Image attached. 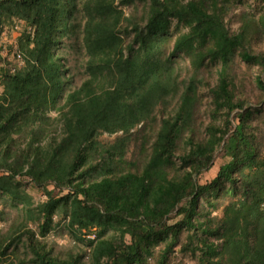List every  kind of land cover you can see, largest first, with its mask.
Listing matches in <instances>:
<instances>
[{"label": "trees", "instance_id": "trees-1", "mask_svg": "<svg viewBox=\"0 0 264 264\" xmlns=\"http://www.w3.org/2000/svg\"><path fill=\"white\" fill-rule=\"evenodd\" d=\"M225 1L0 0V34L19 29L16 46L0 44V204L36 225L38 236L23 233L30 262L83 264L41 240L58 218L83 236L88 264H167L175 248L197 264H264V144L233 71L236 56L256 66L264 91V52L249 45L264 15L245 14L230 32ZM172 19L187 30H171ZM217 63L203 99L204 70ZM218 150L222 163L201 183ZM17 177L46 199L33 204ZM11 246L12 237L0 264H23L1 259Z\"/></svg>", "mask_w": 264, "mask_h": 264}, {"label": "rangeland", "instance_id": "rangeland-1", "mask_svg": "<svg viewBox=\"0 0 264 264\" xmlns=\"http://www.w3.org/2000/svg\"><path fill=\"white\" fill-rule=\"evenodd\" d=\"M219 1L223 2L225 0ZM225 4L227 8L225 9L226 13L223 17V21L230 32H236L240 28L242 24V18L245 14H250V16L255 18L264 15V0H226ZM170 28L171 30L176 32H183L187 30V26L182 22H178L176 19L171 20ZM18 30L19 29H15L13 27V24H7L3 33L0 34V44H4L5 46L7 44H12L16 46ZM249 45L250 50L254 52H264V33L260 36L255 35L251 37ZM66 51L69 53V63L71 65L75 64L76 66H78V62H75L73 59L75 55L74 50L67 48ZM3 52H5V50ZM180 63V65L182 66V77H184V75L190 76L191 70L190 68H188L189 66L187 64V59L180 60ZM233 66V71L236 73V78L234 80L235 95L246 98V104L251 109H258L257 113L254 114L249 120V123L256 137H259L264 144V91L259 89L254 81V77L258 72V69L256 66L248 65L240 61L239 57L237 56L234 59ZM218 68L219 64L217 63L215 65H210L207 70H204L203 74L205 76V81L201 84V97L203 99H205V93L208 89V86L206 84H213ZM81 70L82 68H73V73L75 75L74 80L76 83H79ZM204 102L206 103V101ZM51 115L54 116L55 112L52 111ZM231 115L233 118V114ZM204 118H206V115H204ZM219 121H222V117L221 119H218L217 123H219ZM232 122L233 124H236L237 121L233 118ZM120 135V131L113 133L100 132L97 136V140L102 143H111L115 140L117 136ZM131 149L132 144L128 149L127 155L130 154ZM214 158L215 165L212 166L207 172L203 173V175L199 179L201 183L211 179L217 169V164H221L223 161L222 155L219 150L217 151V153H215ZM17 179L21 180L23 188L31 196L33 204H36L46 199V195L44 194L42 189L32 187L31 184L26 182V178L21 179L20 177H17ZM47 187L49 189H52V185H48ZM219 201L220 204L215 211L218 216L222 214V208L226 203V200H222L221 198ZM1 209H4L6 215H4V220H0V243H2L0 244V247L2 248L3 244L9 241L11 237L13 245L16 247V250H14V252L11 251L12 246L8 248L6 255H1V259L5 262H8L9 256L11 255L12 257H14V255L16 254L19 259H22L24 261L23 264H33L29 261L30 253L28 252L25 245L26 234L23 233L25 229L30 228L35 231V235L38 236L36 225L29 221H27L26 227L23 226V224L21 225L20 223L21 221H23V219L20 218L21 211H18V209L16 208H12V206H10L9 204H6L5 206H2V204H0V210ZM12 227H14L15 229H13ZM9 232L10 235H8ZM20 234H23L22 236H20V238H14ZM76 235L80 238L83 237L81 233H74L72 229L66 224L65 220H58V218H55V223L52 226V229L41 240H43L47 246L52 248L54 255H57L59 257H66L69 252L80 253L83 255L81 257V262L83 264H88L91 261V254L89 248L87 247L86 242L79 240ZM38 238L40 239V237ZM167 264H197V261L189 254V252L181 253L178 248H175V250H173L169 254Z\"/></svg>", "mask_w": 264, "mask_h": 264}, {"label": "built area", "instance_id": "built-area-1", "mask_svg": "<svg viewBox=\"0 0 264 264\" xmlns=\"http://www.w3.org/2000/svg\"><path fill=\"white\" fill-rule=\"evenodd\" d=\"M15 29H18V25L14 26ZM13 59L16 61L17 65H22L23 64V56L22 53L18 50H15L14 53L12 54ZM11 70H14V66L12 67ZM87 237L93 238L94 237V232L90 231L89 233L86 234Z\"/></svg>", "mask_w": 264, "mask_h": 264}]
</instances>
